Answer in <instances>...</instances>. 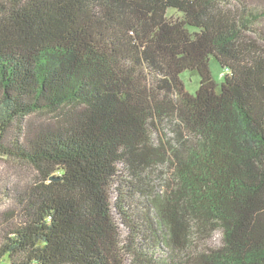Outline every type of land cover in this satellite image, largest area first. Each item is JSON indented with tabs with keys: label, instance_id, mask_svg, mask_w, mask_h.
I'll return each mask as SVG.
<instances>
[{
	"label": "trees",
	"instance_id": "16d2710c",
	"mask_svg": "<svg viewBox=\"0 0 264 264\" xmlns=\"http://www.w3.org/2000/svg\"><path fill=\"white\" fill-rule=\"evenodd\" d=\"M258 14L0 0V155L32 173L0 190V264H264Z\"/></svg>",
	"mask_w": 264,
	"mask_h": 264
},
{
	"label": "rangeland",
	"instance_id": "374dc122",
	"mask_svg": "<svg viewBox=\"0 0 264 264\" xmlns=\"http://www.w3.org/2000/svg\"><path fill=\"white\" fill-rule=\"evenodd\" d=\"M220 4L224 7H236L240 5H245L253 10L259 12L258 20L254 21L247 32L255 36H264V0H220ZM177 14H173L176 16ZM210 70L212 77L220 82L223 70L217 63V61L211 57L210 58ZM181 79L183 80L188 91L194 93L198 88L200 76L196 71H185L181 74ZM31 169L28 165L20 162H15L14 160L7 159L0 155V190L5 188L8 184H24L31 178ZM5 191V190H4ZM114 196V194H113ZM10 201L4 197L0 192V211L8 208ZM219 236L215 235L214 243L218 244Z\"/></svg>",
	"mask_w": 264,
	"mask_h": 264
}]
</instances>
